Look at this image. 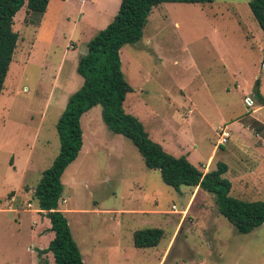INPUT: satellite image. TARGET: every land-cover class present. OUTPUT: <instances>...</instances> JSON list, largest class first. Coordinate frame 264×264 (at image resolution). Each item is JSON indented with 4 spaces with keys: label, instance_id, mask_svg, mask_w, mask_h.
<instances>
[{
    "label": "rangeland",
    "instance_id": "obj_1",
    "mask_svg": "<svg viewBox=\"0 0 264 264\" xmlns=\"http://www.w3.org/2000/svg\"><path fill=\"white\" fill-rule=\"evenodd\" d=\"M121 1L50 0L39 24L26 3L14 17L19 39L0 96V264H55L52 252L40 254L55 233L35 190L60 151L58 120L84 85L79 61ZM250 1L162 3L121 61L134 88L125 109L151 138L205 173L226 162L230 195L255 201L264 200V128L254 127L264 124L255 97L264 96V32ZM81 122L60 209L87 264H264V224L240 233L213 194L166 184L109 129L102 105ZM148 227L163 228V239L136 247L135 231Z\"/></svg>",
    "mask_w": 264,
    "mask_h": 264
},
{
    "label": "trees",
    "instance_id": "obj_2",
    "mask_svg": "<svg viewBox=\"0 0 264 264\" xmlns=\"http://www.w3.org/2000/svg\"><path fill=\"white\" fill-rule=\"evenodd\" d=\"M49 2L0 0V96L19 39V33L14 30L15 15L27 3L28 19H35L33 23L39 24ZM169 2L207 4L214 0H122L113 21L88 42L87 52L79 61L78 71L85 79L84 85L70 97L58 120L60 151L52 166L43 172L35 190L40 208L46 211L55 233L49 247L40 249V254L52 252L55 264H87L69 221L60 209V200L64 191L62 176L79 156L84 143L81 118L99 104L103 106V119L109 129L130 139L147 167L161 170L166 184L176 189L183 185L199 187L213 194L220 213L240 233H250L264 224V200L250 201L230 195L233 184L224 177L229 170L226 162L219 161L216 169L205 173L188 156L169 153L161 143L151 138L143 122L125 109L127 95L134 88L122 69L121 49L141 41L153 9ZM249 5L264 32V0H251ZM255 97L264 105V96L259 89L255 91ZM254 127L260 131L264 124L254 120ZM164 234L160 227L139 229L134 233V244L138 248L157 247Z\"/></svg>",
    "mask_w": 264,
    "mask_h": 264
},
{
    "label": "bare ground",
    "instance_id": "obj_3",
    "mask_svg": "<svg viewBox=\"0 0 264 264\" xmlns=\"http://www.w3.org/2000/svg\"><path fill=\"white\" fill-rule=\"evenodd\" d=\"M210 162H211V159H210Z\"/></svg>",
    "mask_w": 264,
    "mask_h": 264
},
{
    "label": "built area",
    "instance_id": "obj_4",
    "mask_svg": "<svg viewBox=\"0 0 264 264\" xmlns=\"http://www.w3.org/2000/svg\"><path fill=\"white\" fill-rule=\"evenodd\" d=\"M32 206V204H30Z\"/></svg>",
    "mask_w": 264,
    "mask_h": 264
}]
</instances>
